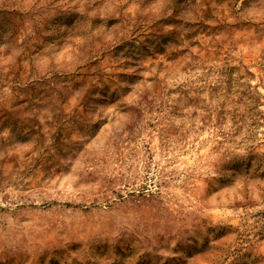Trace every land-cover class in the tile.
Masks as SVG:
<instances>
[{"label":"rangeland","instance_id":"obj_1","mask_svg":"<svg viewBox=\"0 0 264 264\" xmlns=\"http://www.w3.org/2000/svg\"><path fill=\"white\" fill-rule=\"evenodd\" d=\"M0 264H264V0H0Z\"/></svg>","mask_w":264,"mask_h":264}]
</instances>
